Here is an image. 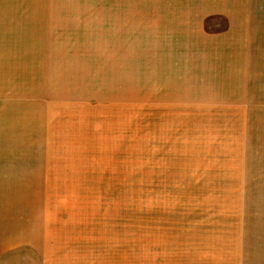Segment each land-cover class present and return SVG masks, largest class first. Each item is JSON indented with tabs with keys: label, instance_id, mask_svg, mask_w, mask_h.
<instances>
[{
	"label": "rangeland",
	"instance_id": "374dc122",
	"mask_svg": "<svg viewBox=\"0 0 264 264\" xmlns=\"http://www.w3.org/2000/svg\"><path fill=\"white\" fill-rule=\"evenodd\" d=\"M0 264H264V0H0Z\"/></svg>",
	"mask_w": 264,
	"mask_h": 264
}]
</instances>
